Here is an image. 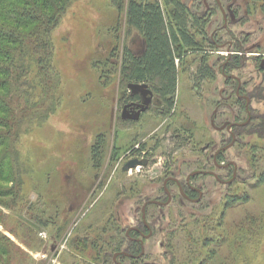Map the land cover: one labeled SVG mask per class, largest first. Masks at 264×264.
Listing matches in <instances>:
<instances>
[{
	"label": "rangeland",
	"instance_id": "1",
	"mask_svg": "<svg viewBox=\"0 0 264 264\" xmlns=\"http://www.w3.org/2000/svg\"><path fill=\"white\" fill-rule=\"evenodd\" d=\"M183 1L192 11L201 10L200 0ZM219 1L223 11L214 0H206L210 6L207 32L213 44L203 54L212 65L214 77L193 83L191 75L203 54L189 53L178 67L177 112L169 120L171 127L164 133V123L152 134L163 119L149 120L145 113L147 130L139 123L121 120L119 97L128 88L118 71L108 70L105 63L107 59L119 63L125 46H141L138 35L125 23L124 9L119 13L111 0L69 1L49 35L52 64L59 76L58 88L53 91L57 104L41 122L33 116L29 131H23L13 144L21 179L18 191L12 190L15 200L6 191L11 183L0 179V235L11 243L6 246V255L0 252V264H92L93 246L87 241L94 238V230L82 228L77 234L74 228L75 223L79 226L98 221L82 219L77 223L78 219L73 218L84 212L104 214L117 205L130 209L139 193L128 190L129 186L137 185L142 193H149L158 183L161 185L164 175L171 173L163 165V154L170 151L174 159L190 161L195 159L190 147L218 144L221 134L230 140L228 132H217L211 126V116L221 96L233 95L223 102L222 110L225 118L231 116V110L238 108L233 103L236 90L250 98L249 103L246 100L248 111L238 113L243 125L236 143L225 152V158L236 163L238 175L229 184L207 176L208 198L200 206L202 210L168 206L176 213L168 214L162 230L145 243L146 259L150 264H264V230L252 223V217H264V184L257 181L264 172V138L257 128L264 117V14L257 8L250 9V0ZM191 102L196 107L189 109L190 121L196 123L193 137L188 131L190 141L179 139L185 145L174 150L165 138L172 129L186 133L178 129L181 125L192 127L183 116ZM214 123L218 125L217 120ZM155 135L162 142L157 149L160 165L143 176L123 174L120 166L126 157L122 151ZM100 138L103 150L93 159L91 146ZM114 146H118L115 157L120 158L116 168L110 160ZM5 147L1 146L0 151ZM124 178L131 184L126 189L121 183ZM229 195L235 200H229ZM70 207H77V211L71 213ZM170 216L175 220L169 221ZM84 234L88 235L85 239ZM52 236L60 237L52 242ZM73 238L86 243L76 248L69 245Z\"/></svg>",
	"mask_w": 264,
	"mask_h": 264
},
{
	"label": "trees",
	"instance_id": "2",
	"mask_svg": "<svg viewBox=\"0 0 264 264\" xmlns=\"http://www.w3.org/2000/svg\"><path fill=\"white\" fill-rule=\"evenodd\" d=\"M69 1L0 0V147L7 146L0 151V179L11 183L6 190L11 200H15L12 190L18 191L16 187L21 185L13 144L20 134L27 132L33 116L41 122L57 104L54 90L58 88L59 76L52 64L49 35ZM111 1L119 13L124 9L125 23L138 35L141 46H125L119 63L107 59L108 70H117L126 86L128 83L148 84L165 106H171L176 96L180 64H184L189 53L200 56L213 44L207 32L209 16L192 11L183 0H127L126 4L125 0ZM248 6L264 14V0H250ZM198 63L194 79L211 80L213 68L206 62L205 54L198 58ZM257 128L264 138V117ZM103 145L102 138L92 144L93 159L101 155ZM257 181L264 184V172L258 175ZM229 200L235 197L230 196ZM3 206L10 208L7 204ZM252 223L258 224V230H264L262 215L252 217ZM8 243L5 235H0L1 254Z\"/></svg>",
	"mask_w": 264,
	"mask_h": 264
},
{
	"label": "flooded vegetation",
	"instance_id": "3",
	"mask_svg": "<svg viewBox=\"0 0 264 264\" xmlns=\"http://www.w3.org/2000/svg\"><path fill=\"white\" fill-rule=\"evenodd\" d=\"M214 1L221 9V6L218 4L217 0ZM193 7L194 5H192V8ZM198 7H200L201 10L193 11L202 15L210 14V6L206 3V0H200ZM234 16H236V14H234ZM178 65L179 63L177 66ZM261 66L263 67V63ZM224 76L227 77L226 74ZM191 79L192 82L195 83L193 73L191 75ZM236 81L239 82L237 79ZM146 85L151 91V94L142 95L131 93L129 88L122 92L121 96L119 97V101L121 103L120 118L121 120L127 122V124L139 123L143 129L147 130L148 127H144L147 124L144 123L143 118L144 114L146 113L148 114L147 118H150L149 120H153L155 118L164 120L163 123L161 122L157 128H154L149 134H152L157 129H160L164 123H166L164 127V133H166V131L168 132L169 128L171 127L169 120L172 121V118L177 112L176 99L171 106H165L162 98L158 96L152 90V88L148 86V84ZM235 92L236 99H234L233 103L238 105V108L235 107V110H231V116L225 118V114L222 110L225 109L224 103L226 102V99L230 101L233 95H228L227 98L221 96L222 100L215 102L214 111L211 116V126L217 132H228L230 135V140L227 141L225 136L221 134L218 144H211L207 142L205 144H201L202 146L199 145V147H190V152L195 154V159L190 161H178L174 159L172 156L173 154L170 151L166 154H163L165 158L163 165L170 169L171 173L164 175L161 185L158 183L157 186L153 187V190L149 193H142V188L138 187L137 185L129 186L127 188L128 190L136 191L137 194L139 193V197L136 199L138 201H136V204L130 207V209L117 205L113 209H109V212L104 214L95 212L90 215L88 212H84L82 215H78L79 217H72L74 221L78 219L77 223L82 219H93L92 221L96 219V221H98L96 223L88 222L86 224H79V226L75 223L74 228L77 229L76 233L82 231V228L89 231L94 230V238L90 241L93 243V247L90 252L94 259H92L90 263L150 264V260L146 259L147 249L145 247V243L150 238H152V236L156 234L158 230H162V221L167 218L168 214L172 212L174 215L176 213L171 211L168 206L174 205L175 209H188L189 211H192L193 209L202 210L200 206L203 205L205 199L208 198L206 197L207 185L209 182L207 176L213 177L214 180L219 183L221 182L229 184L234 181L235 177L238 175V168L234 161L225 158V152L228 148H231L236 143V136L239 134V129L243 125V122L238 118V113L242 112L241 110L248 111V104L246 100L248 103L250 102L249 97L246 95H240L238 90ZM243 100L244 104L241 103ZM143 107L145 109L141 111ZM181 107L182 106H179L180 109ZM189 109L196 110V107L192 102L189 104L188 109H186L187 111L185 110L188 115L183 114L185 122L192 124V127L181 125V127L178 129L186 133L183 134L181 132H175L172 129L169 137L165 138V140L171 141L174 150H177L178 146L181 148L185 145L183 144V140H185V142L190 141V135L187 133L188 131H191L193 137V129L195 128H193V125L196 123L193 120L190 121ZM138 110L140 112L138 113L137 118H134L136 111ZM214 120H217V126H215ZM142 128L140 130H142ZM179 139L183 140L181 141ZM148 141H150V143ZM148 141L143 139L141 142L132 144L130 147L122 151L123 156L126 157L120 166V171L123 174L127 173L128 175H131L134 173L135 176H143L145 172L150 171L155 166L158 167V164L160 165L157 156V149L161 147L160 144L162 142L159 140L157 135L150 137ZM177 141H180L181 143L176 145ZM231 142L232 144L230 147L223 149L224 146ZM116 153L118 154V146H114L110 154L111 163L115 165L114 168L118 166V162L120 160L119 156H117L118 158L115 157ZM133 158L139 160L140 164L124 170L123 166L125 163ZM210 167H212V169H210ZM214 168H217V170ZM223 172L226 174L224 175ZM219 173L223 174V176H220ZM121 181L122 188L126 189L129 181L125 178ZM115 184L116 183L113 182V186H116ZM69 210L70 212L72 211L71 213H73L77 211V207L74 209L70 207ZM170 217L171 218L169 221L172 222V220H175V218L172 216ZM59 237L56 238L55 236H52L51 241L57 242ZM83 237L85 239L88 237V235L84 234ZM94 241H96V245ZM84 242L85 241L83 240L82 242V239L80 238H73L71 239L69 245H73L78 248ZM53 250L54 249L52 248L51 251Z\"/></svg>",
	"mask_w": 264,
	"mask_h": 264
},
{
	"label": "water",
	"instance_id": "4",
	"mask_svg": "<svg viewBox=\"0 0 264 264\" xmlns=\"http://www.w3.org/2000/svg\"><path fill=\"white\" fill-rule=\"evenodd\" d=\"M217 2L221 6L220 1L217 0ZM221 9L223 11V8L222 7H221ZM127 88H129L131 90V93H137V94H142V95H144V94H151V91L147 88V85L145 83H128L127 84ZM144 109L145 108L143 107L141 109V111L144 110ZM139 112H140L139 110L136 111V115L134 116V118H137V115H138ZM231 144H232V142L229 143V144H227L226 146H224L223 149H226V148L230 147ZM137 164H140L139 160H137L135 158L130 159V160H128L125 163V165L123 166V169L124 170H127L128 168L134 167Z\"/></svg>",
	"mask_w": 264,
	"mask_h": 264
}]
</instances>
